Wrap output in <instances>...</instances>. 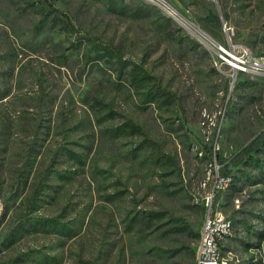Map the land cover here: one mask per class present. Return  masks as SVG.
<instances>
[{"label": "rangeland", "instance_id": "rangeland-1", "mask_svg": "<svg viewBox=\"0 0 264 264\" xmlns=\"http://www.w3.org/2000/svg\"><path fill=\"white\" fill-rule=\"evenodd\" d=\"M51 1L80 35L42 27L40 0H0V264H191L199 238L179 228L201 230L210 196L211 212L233 222L222 259L264 264V149L233 162L264 130V73L232 80L179 21L227 44L223 25H204L213 10L264 58V0ZM140 4L149 15H133ZM87 36L144 64L177 100L142 104L106 59L87 61ZM129 118L144 134L114 133ZM150 211L165 217L133 220ZM27 214L72 234L16 232Z\"/></svg>", "mask_w": 264, "mask_h": 264}, {"label": "trees", "instance_id": "trees-1", "mask_svg": "<svg viewBox=\"0 0 264 264\" xmlns=\"http://www.w3.org/2000/svg\"><path fill=\"white\" fill-rule=\"evenodd\" d=\"M42 3V27L46 25L47 21L52 23L53 26L62 29L65 33H79V28L75 26L72 22L71 18L68 17L66 13H63L58 8L54 6L51 0H40ZM110 8L120 7L115 4L113 1L109 3ZM150 8L148 5L140 4L137 5L133 9V15L137 17H143L149 15ZM166 22H170V18L164 17ZM204 25L207 30L210 32H214L216 30L221 29L223 25V21L219 14L214 12L213 10L209 11L208 14L203 18ZM160 25H163L161 23ZM162 27V26H161ZM79 37V36H78ZM83 40V38H82ZM75 42L74 47L80 48L84 41ZM98 38H92V36H87V45H89L88 52H86L87 61H95L99 63L100 60L106 59V61L110 64V66L116 71L117 77L127 82L128 85L134 90L135 95L139 98L142 104L150 105V104H158L161 106H170L174 101L177 100V95L163 86L160 80L151 73V71L144 66V64L132 62L130 59L126 58L123 54V51L115 46L113 43L107 42H99ZM92 51H96L95 55H91ZM4 94H0V99L3 98ZM115 134L121 133H131V134H144L143 128L141 125L136 123L133 119H128L123 125L114 128ZM264 149V130L260 133L256 134V136L246 145L244 146L236 155L233 160L234 165L240 164H248L252 160H255L253 156L255 154H261ZM72 157L76 158L80 161V156L78 153L71 151ZM251 159V161H247V159ZM39 194H41V188L36 189L34 193L33 199H37ZM35 200L31 201L30 210L33 207ZM26 218L22 220L18 226L15 228L16 232H20L22 229L30 231L37 230L41 228L43 230L55 229L59 233H65L66 235L72 234V229L67 227L66 224L60 223L57 218H48V217H39L32 215H25ZM139 219L138 224L142 226V224H147L153 221H159L165 217L164 212L162 211H150L146 212V214L137 216ZM181 232L191 233L195 238L200 237V231L194 232L190 226L185 224L179 228ZM16 235V234H13ZM264 236V233L261 234V238ZM198 247V246H197ZM226 247V246H225ZM191 253L193 255L194 261L191 264H196L197 252L193 248H191ZM13 264V263H12Z\"/></svg>", "mask_w": 264, "mask_h": 264}, {"label": "built area", "instance_id": "built-area-1", "mask_svg": "<svg viewBox=\"0 0 264 264\" xmlns=\"http://www.w3.org/2000/svg\"><path fill=\"white\" fill-rule=\"evenodd\" d=\"M223 27L228 36L227 44L216 42L213 45L216 54V67L221 71L227 67L232 80H235L238 73H264V59L253 54L247 46L234 43L232 40L234 29L230 25L224 22ZM223 181L225 180L222 178L221 186L224 185ZM211 199L212 196L207 197L204 202L207 211L201 226L197 247L199 264H227L225 259H215V249L218 247L217 235H221V229H225L227 217L218 212H211Z\"/></svg>", "mask_w": 264, "mask_h": 264}, {"label": "bare ground", "instance_id": "bare-ground-1", "mask_svg": "<svg viewBox=\"0 0 264 264\" xmlns=\"http://www.w3.org/2000/svg\"><path fill=\"white\" fill-rule=\"evenodd\" d=\"M166 8V7H165ZM168 11V10H167ZM172 11H170L171 13ZM173 14V13H172ZM179 21L188 29L190 30L191 32H196L197 35L201 34V35H204V32L200 29V28H197L198 25L192 23V22H185L183 20H180ZM205 37H207L206 35H204ZM214 40V39H213ZM212 40V41H213ZM207 42H209L207 40ZM212 43V42H211ZM212 45H214V43H212ZM214 50V49H213ZM260 59H264L262 57H260ZM233 226V222L231 220H227L225 222V229H221V235H217V242H218V247H216L215 249V259L217 260H223L222 259V250L224 248V244L225 242L227 241L229 235H230V232H231V228ZM227 236V237H226ZM197 264H199V257H198V260H197Z\"/></svg>", "mask_w": 264, "mask_h": 264}, {"label": "water", "instance_id": "water-1", "mask_svg": "<svg viewBox=\"0 0 264 264\" xmlns=\"http://www.w3.org/2000/svg\"><path fill=\"white\" fill-rule=\"evenodd\" d=\"M198 28V27H197ZM195 36H197V38H199V40H201V42H203L205 45H207L209 48L215 49L212 45L209 44V42H207L206 39H204L202 36L197 35L196 32H192ZM205 35V33H204Z\"/></svg>", "mask_w": 264, "mask_h": 264}]
</instances>
